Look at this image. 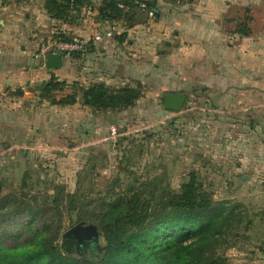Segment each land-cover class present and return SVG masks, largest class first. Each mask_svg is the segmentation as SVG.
Instances as JSON below:
<instances>
[{"label": "rangeland", "instance_id": "rangeland-1", "mask_svg": "<svg viewBox=\"0 0 264 264\" xmlns=\"http://www.w3.org/2000/svg\"><path fill=\"white\" fill-rule=\"evenodd\" d=\"M81 9L75 7L64 18L74 20ZM153 16L148 13V18ZM79 58L72 52L66 59L74 69ZM132 79L122 87L137 90L140 98L118 111L96 112L83 105L82 90L104 84L97 81H57L60 91L47 98L40 92L34 102L19 103L16 93L0 96V247L22 246L32 232L43 229L51 213L42 207L34 215L26 204L43 205L44 195L51 196L56 185L82 200L100 201L129 195L153 180L178 193L195 173L214 202H230L250 220L238 237H229L227 264H264V174L253 172L251 166L235 168L242 162L236 158L235 131L219 119L218 107L208 108L195 91L180 87L175 93L185 95V104L172 112L162 105L171 85L161 90L154 74ZM66 96L75 97V103H54ZM45 102L47 110L42 109ZM38 108V113L47 112V122H39ZM8 196L22 201V208L13 205L6 211L1 201ZM78 223L75 213L70 219L62 217L59 246L64 233ZM98 244L104 245L100 235Z\"/></svg>", "mask_w": 264, "mask_h": 264}, {"label": "crops", "instance_id": "crops-1", "mask_svg": "<svg viewBox=\"0 0 264 264\" xmlns=\"http://www.w3.org/2000/svg\"><path fill=\"white\" fill-rule=\"evenodd\" d=\"M90 1L63 22L46 12L44 0H0V96L34 102L52 77L119 88L154 74L161 90L190 88L208 108L218 107L235 131L242 161L235 168L264 174V0H153L152 19L135 7L117 18L102 0ZM101 7L115 18L102 19ZM75 36L88 45L76 67L62 57L60 68H48L41 47ZM38 110L39 122H47Z\"/></svg>", "mask_w": 264, "mask_h": 264}, {"label": "trees", "instance_id": "trees-1", "mask_svg": "<svg viewBox=\"0 0 264 264\" xmlns=\"http://www.w3.org/2000/svg\"><path fill=\"white\" fill-rule=\"evenodd\" d=\"M102 1L117 18L125 12L119 5L128 10L139 8L134 5L135 0ZM141 3L145 4V10H156L153 0ZM89 5L90 0H44L46 12L63 22L75 7ZM57 83L51 78L41 91L43 97L60 91L61 85ZM81 98L83 105L104 112L126 109L140 94L129 87L111 89L98 83L82 90ZM54 103L71 105L75 97L66 96ZM43 198V205L34 201L33 206L26 204V210L37 215L44 207L46 213H51L47 223L41 231L32 232L30 240L22 246L0 247V264H227L224 251L232 245L229 237H238V231L250 224L238 206L227 201L214 202L195 173L189 174L178 193L158 186L157 180H153L129 195L103 198L99 202L82 200L59 185L53 187L51 196ZM1 204L6 211L13 205L23 206L13 196L3 198ZM72 213L78 222L93 223L104 245L78 244L71 237H61L59 246L56 241L62 217L69 215L70 219Z\"/></svg>", "mask_w": 264, "mask_h": 264}, {"label": "water", "instance_id": "water-1", "mask_svg": "<svg viewBox=\"0 0 264 264\" xmlns=\"http://www.w3.org/2000/svg\"><path fill=\"white\" fill-rule=\"evenodd\" d=\"M99 14L102 19H114L115 17L107 12L106 7L99 9ZM62 57L59 54H48L46 56V66L48 68H60ZM185 95L180 93H169L163 98V108L172 112H179L185 104ZM63 237H71L78 244L86 242L98 243L99 233L94 224H85L80 222L64 233Z\"/></svg>", "mask_w": 264, "mask_h": 264}, {"label": "built area", "instance_id": "built-area-1", "mask_svg": "<svg viewBox=\"0 0 264 264\" xmlns=\"http://www.w3.org/2000/svg\"><path fill=\"white\" fill-rule=\"evenodd\" d=\"M134 5H137L141 9H146L145 4L140 3L138 0L134 1ZM119 7L124 11L128 10V7L122 5H119ZM149 14H151V12ZM110 36L111 34L109 32H107L105 35L97 34L94 36L93 40L95 42H101L104 40V38H108ZM87 47V42L84 39L75 36L66 41L59 40L41 47L40 54L44 57L48 54H59L61 57L67 58L72 52L79 54L84 53L87 50Z\"/></svg>", "mask_w": 264, "mask_h": 264}]
</instances>
